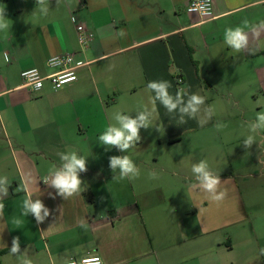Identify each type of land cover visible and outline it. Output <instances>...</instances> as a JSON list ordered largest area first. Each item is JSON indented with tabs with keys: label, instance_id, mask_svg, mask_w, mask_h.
<instances>
[{
	"label": "crops",
	"instance_id": "crops-1",
	"mask_svg": "<svg viewBox=\"0 0 264 264\" xmlns=\"http://www.w3.org/2000/svg\"><path fill=\"white\" fill-rule=\"evenodd\" d=\"M189 2L0 0L9 20L0 30V264H60L94 254L104 264H264V128L252 130L264 111V0H213L208 19L188 11ZM244 21L254 27L245 29L248 45L236 53L223 34ZM77 22L94 33L86 48ZM62 52L87 62L75 82L55 89L46 80L38 91L23 85L22 70L49 74V57ZM152 80L168 81L174 97L183 90L185 102L191 94L205 102L181 124L178 110L152 103ZM233 108L234 128L204 136L209 149L218 141L239 152L220 202L199 187L194 193V177L177 162L161 165L160 196L148 200L137 144L122 152L98 140L117 115L135 118L142 109L179 143L187 131L233 117ZM249 136L254 142L246 148ZM72 151L86 158L87 171L79 173L80 195L65 200L43 178ZM124 155L139 174L121 180L109 158ZM28 196L49 209L40 223L22 215ZM14 237L19 252L11 254Z\"/></svg>",
	"mask_w": 264,
	"mask_h": 264
},
{
	"label": "clouds",
	"instance_id": "clouds-1",
	"mask_svg": "<svg viewBox=\"0 0 264 264\" xmlns=\"http://www.w3.org/2000/svg\"><path fill=\"white\" fill-rule=\"evenodd\" d=\"M45 0H37V4H43ZM211 0H194L190 7L191 12H195L198 16H207L211 14ZM9 20L6 18L5 7H0V30L9 27ZM259 23H264L261 21ZM258 23V24H259ZM254 25H250L248 21H244V27L235 26L227 27L224 30L223 38L224 43L236 53L245 50L248 45L249 36L246 33V28L251 31ZM124 33L121 32L120 35ZM258 35V33L256 34ZM171 84L164 80H152L147 83V88L154 93L152 103L155 104L159 101L164 106L168 113H173L178 110L182 115L179 120L181 124L186 123L184 116L195 118V114L200 110V106L204 104L205 98L201 95L191 94L187 97L185 102L183 90L178 91L175 95L169 93ZM150 113L141 111L135 118L128 115H117V125L107 126L106 130L99 135L98 140L102 146H107V149L112 147L118 148L122 152L129 150L141 140L139 130L141 127L147 129L150 127L152 121L149 119ZM257 123L253 126V131L256 128H264V111L257 113ZM218 129L226 127V125H217ZM161 131V127L157 128ZM254 142V137L249 136L244 140L246 148L251 147ZM61 160L64 162L59 169H56L51 174V179L48 176L43 178L45 184H51L52 187L57 189L58 194L65 200L74 196H79L81 193V185L83 183L80 178V172H86V158L78 155L75 151L60 154ZM110 159V168L113 172L119 169V179H127L130 176L135 177L139 174V170L129 156H112ZM191 171L195 174L198 180L199 189L206 193H211L213 201L220 202L225 198L226 193L218 191L221 183L219 175L210 170V166L206 160H201L197 164H193ZM151 179L158 178L156 173L150 172ZM117 178V177H114ZM18 190H25L21 186ZM7 188H5V193ZM4 204L0 203V214L3 213ZM22 215L28 216L32 214L37 223L44 220L49 215L47 209L40 199L33 200L31 196L26 197L22 202ZM43 213V215H42ZM15 224L19 225L20 220H14ZM83 226V225H82ZM19 252V237H14L12 240L11 254ZM261 254H264V249H261Z\"/></svg>",
	"mask_w": 264,
	"mask_h": 264
},
{
	"label": "rangeland",
	"instance_id": "rangeland-1",
	"mask_svg": "<svg viewBox=\"0 0 264 264\" xmlns=\"http://www.w3.org/2000/svg\"><path fill=\"white\" fill-rule=\"evenodd\" d=\"M141 111L144 110L141 109ZM233 112L235 113L232 115L233 117H222V120L217 118L218 120L216 121V124L207 126L205 129L200 126L194 131H187L184 133L183 139L179 143H170L167 139L166 127L163 122H161L160 119L154 122L149 116L152 123L149 128L141 129V140L137 143V147L139 148L136 150L139 156L144 159L145 168L147 170L145 172V181L147 188L146 198L148 200L151 198L154 201L159 198L161 192L156 185V183L160 182L159 179H151L149 173L153 172L157 175L161 172V165L164 162H177L181 169H184V171L188 170L194 177L192 178L194 179L193 184L196 185V188L193 191L198 194L201 193V190H197L199 182L196 179L195 174L192 173L191 167L193 164H197L201 160H206L210 166V170L220 177L221 183L218 187V191L225 193L230 192L227 185H223V181L225 180L224 178L232 176L231 174L235 173L236 165L234 160L238 157L239 152L234 146H229L226 149L220 148L218 146V141H215L213 149L212 147L209 149L208 146H211V144H208L207 140L204 139V136L207 135V132L209 133L212 131L214 133L234 128L238 122L236 116L238 110L233 108ZM217 125H226V127L218 129L216 127ZM158 127H161V131H157ZM153 168H156V170L151 171ZM169 179L171 180V177ZM164 184V187L167 188L166 182H164Z\"/></svg>",
	"mask_w": 264,
	"mask_h": 264
},
{
	"label": "built area",
	"instance_id": "built-area-1",
	"mask_svg": "<svg viewBox=\"0 0 264 264\" xmlns=\"http://www.w3.org/2000/svg\"><path fill=\"white\" fill-rule=\"evenodd\" d=\"M194 0H190L187 10L190 11ZM211 14L202 16L203 18L214 17L213 0H211ZM78 42L82 48L88 47L90 41L94 38V33L87 28L84 23L77 22L76 24ZM87 62L77 57L75 52H62L55 54L48 59L49 66L55 70L49 74H43L37 67L26 68L21 71L23 85L31 90H41L46 80H50L55 89L63 88L64 86L75 82L78 79V69L84 66ZM181 82V76L178 77ZM60 264H104L102 257L99 254L89 255L81 259H71Z\"/></svg>",
	"mask_w": 264,
	"mask_h": 264
}]
</instances>
